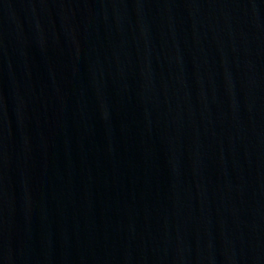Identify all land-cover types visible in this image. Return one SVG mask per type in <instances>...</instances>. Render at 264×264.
<instances>
[{"label":"water","instance_id":"obj_1","mask_svg":"<svg viewBox=\"0 0 264 264\" xmlns=\"http://www.w3.org/2000/svg\"><path fill=\"white\" fill-rule=\"evenodd\" d=\"M0 264H264V0H0Z\"/></svg>","mask_w":264,"mask_h":264}]
</instances>
